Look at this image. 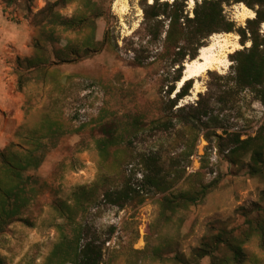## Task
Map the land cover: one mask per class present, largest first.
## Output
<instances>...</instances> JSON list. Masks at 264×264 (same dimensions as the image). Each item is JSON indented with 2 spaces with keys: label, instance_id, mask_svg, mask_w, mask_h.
Returning a JSON list of instances; mask_svg holds the SVG:
<instances>
[{
  "label": "rangeland",
  "instance_id": "obj_1",
  "mask_svg": "<svg viewBox=\"0 0 264 264\" xmlns=\"http://www.w3.org/2000/svg\"><path fill=\"white\" fill-rule=\"evenodd\" d=\"M54 1L0 0V152L8 148L23 166L8 177L0 158V184L13 190L9 198L0 191V263L84 264L81 250L91 241L96 264H210L211 256L194 260L200 244L221 229L241 236L248 226L241 208L262 204L264 178L249 172L250 154L235 157L223 140L255 136L264 104L226 77L229 57L227 68L202 74L197 88L193 79L172 105L175 90L167 89L177 65L160 56L165 32L150 42L143 26V4L154 0H118L119 11L117 0H65L36 25L34 15ZM184 2L192 16L195 0ZM241 5L255 13L243 2L224 4L233 31H215L205 45L219 33L240 43L236 30L249 19H237ZM70 18L74 25L62 24ZM11 24L26 36L16 55L6 42ZM197 101L206 116L195 113ZM143 156L153 159L160 187L141 183ZM206 184L196 204L164 202ZM242 247L243 264H264L258 235Z\"/></svg>",
  "mask_w": 264,
  "mask_h": 264
},
{
  "label": "trees",
  "instance_id": "obj_2",
  "mask_svg": "<svg viewBox=\"0 0 264 264\" xmlns=\"http://www.w3.org/2000/svg\"><path fill=\"white\" fill-rule=\"evenodd\" d=\"M60 2L64 3L65 0H55L37 12L33 17L34 23L40 25L43 19H41L42 13H48L45 17L51 16L50 12ZM230 2L245 3L250 8L255 9V17L247 19L246 25L236 30L240 35V43L245 46L229 55L233 63L230 65V73L226 77L229 81L233 82L236 88L250 90L264 104V29L260 32V26L264 23V0H201L200 2L195 0L192 16L184 13L186 3H179V0H173L171 3H159L157 0L151 3L145 1L143 4V26L146 35L149 36L150 42H153L159 41L162 33L165 32L163 42L165 52L160 56L172 65H177V68L173 70L175 73L172 78V84L167 89L168 94L176 90L175 83L182 76L185 59L191 60L196 57L198 49L205 45L204 39L208 38L215 31H233V24L226 21L222 13L223 5ZM58 16L60 17L61 15L58 14ZM161 16L164 18L161 19ZM52 17L54 18L55 15H52ZM181 19L183 20L182 23H180ZM165 20H169L167 30L162 29ZM75 22L76 20L70 18L64 19L62 24L74 25ZM183 23L184 26L181 27ZM179 25L180 28L177 27ZM248 41H250V45L246 46V42ZM34 43L36 49L40 50L41 46L38 38H35ZM70 52L75 53V49L72 48ZM147 57H150V55ZM76 59L77 57L74 56L71 59L62 58L61 61L74 62ZM138 61L142 63V61ZM41 62L40 58L30 60V64L34 66L39 65ZM191 85L192 79L186 80L182 84L177 93L174 94V97L171 98L172 105L176 104L178 99L189 94ZM183 107V105L178 107V111L183 110ZM194 111L197 115L206 116L208 114L206 106L200 104L199 101L196 102ZM216 136L220 137L219 135ZM206 137L209 139L208 136ZM223 141H225V144L230 149L229 153L235 157L249 153V172L264 178V127L255 136H248L244 139H240L236 133H229ZM6 151H8V148L0 152V158L4 164L6 176L13 178V176L16 177L17 171H20L23 166L20 163L13 162L9 156L7 157ZM15 159L19 160L17 157ZM139 163L145 172L141 183L147 182L149 185L160 187L164 180L158 175L157 170H155L153 159L149 156H143L140 158ZM8 189L7 187L2 188L0 184V191L6 198H9L11 192H13V190ZM208 189L209 184L201 185L200 188L194 190H183L170 198H166L164 202L172 207H178L181 204L183 207H187L201 201ZM104 196L109 200L114 198V194L111 192H106ZM261 202V205L241 208L248 225L241 236L235 237L230 231L219 230L209 241H204L200 244L194 252V260L199 262L202 257L211 256L212 261L210 264H243L244 251L242 244L253 234L258 235L260 246L264 247V190L261 193ZM222 247L226 248L228 253L216 256L214 253L220 248L224 249ZM80 255L84 259V264L90 261L96 264L100 258V251H97L92 242L89 241L84 244Z\"/></svg>",
  "mask_w": 264,
  "mask_h": 264
},
{
  "label": "bare ground",
  "instance_id": "obj_3",
  "mask_svg": "<svg viewBox=\"0 0 264 264\" xmlns=\"http://www.w3.org/2000/svg\"><path fill=\"white\" fill-rule=\"evenodd\" d=\"M118 2V0L115 1L113 5L117 11L122 8H117ZM254 16L255 13L245 5H241L240 11L237 13V19L241 21L246 18H253ZM236 38L237 36L232 35V33H219L211 36L208 44L199 48L195 58L183 63L182 78L177 82L175 93H177L186 80H196L208 71L220 72L227 68L230 64L229 55L241 47ZM197 86L198 81L196 80L195 88Z\"/></svg>",
  "mask_w": 264,
  "mask_h": 264
},
{
  "label": "crops",
  "instance_id": "obj_4",
  "mask_svg": "<svg viewBox=\"0 0 264 264\" xmlns=\"http://www.w3.org/2000/svg\"><path fill=\"white\" fill-rule=\"evenodd\" d=\"M9 35V37H8ZM25 33L23 32V29H20L18 28V26H15L13 24L9 25L8 28H7V36H6V42L9 43V52L11 54H19L20 50L22 49L21 47H23V44L25 45L23 41V39H25ZM35 41V40H34ZM23 43V44H21ZM34 46H35V43H34ZM35 50L36 47H34ZM34 58H37V54H35L33 56ZM41 58V57H40Z\"/></svg>",
  "mask_w": 264,
  "mask_h": 264
},
{
  "label": "water",
  "instance_id": "obj_5",
  "mask_svg": "<svg viewBox=\"0 0 264 264\" xmlns=\"http://www.w3.org/2000/svg\"><path fill=\"white\" fill-rule=\"evenodd\" d=\"M181 78H182V76H181ZM181 78H180V79H181Z\"/></svg>",
  "mask_w": 264,
  "mask_h": 264
}]
</instances>
